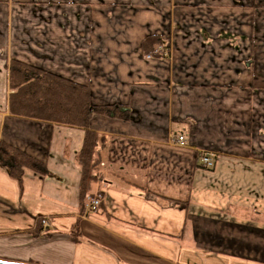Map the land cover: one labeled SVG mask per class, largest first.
Here are the masks:
<instances>
[{
    "label": "crops",
    "instance_id": "crops-1",
    "mask_svg": "<svg viewBox=\"0 0 264 264\" xmlns=\"http://www.w3.org/2000/svg\"><path fill=\"white\" fill-rule=\"evenodd\" d=\"M152 35L168 57H146ZM11 60L128 110L89 119L83 201L84 131L11 116ZM0 143L43 165L18 180L0 163L2 260L264 264V0H2Z\"/></svg>",
    "mask_w": 264,
    "mask_h": 264
},
{
    "label": "trees",
    "instance_id": "trees-1",
    "mask_svg": "<svg viewBox=\"0 0 264 264\" xmlns=\"http://www.w3.org/2000/svg\"><path fill=\"white\" fill-rule=\"evenodd\" d=\"M159 46L160 39L154 35L147 36L142 42L145 54L153 53ZM8 75L11 116L84 131L82 147L76 155L81 169L79 195L83 201L89 184L98 180L92 172L100 164L99 159H93L97 136L88 129L89 119L96 114L127 120L128 110L123 111L118 105L93 106L89 102L88 87L18 60L9 62ZM0 163L18 180L24 169L43 168L34 158L4 143H0ZM79 236L74 231L72 240L78 242Z\"/></svg>",
    "mask_w": 264,
    "mask_h": 264
},
{
    "label": "built area",
    "instance_id": "built-area-1",
    "mask_svg": "<svg viewBox=\"0 0 264 264\" xmlns=\"http://www.w3.org/2000/svg\"><path fill=\"white\" fill-rule=\"evenodd\" d=\"M153 55H157V57L166 58V57H168V52L166 51V49L161 51L160 47H158L153 52ZM153 55H149L148 58H151ZM173 142L175 145H177L179 147H185L186 146L184 138L181 136L176 137L173 140ZM199 163L206 170H212L214 168V161L211 160L207 154H201L199 156ZM99 206H100V198L99 197H95V198L90 199L89 209L91 212L97 211ZM41 225H43V226L46 225V220H42Z\"/></svg>",
    "mask_w": 264,
    "mask_h": 264
},
{
    "label": "water",
    "instance_id": "water-1",
    "mask_svg": "<svg viewBox=\"0 0 264 264\" xmlns=\"http://www.w3.org/2000/svg\"><path fill=\"white\" fill-rule=\"evenodd\" d=\"M0 264H24V263H19V262H6V261L0 260Z\"/></svg>",
    "mask_w": 264,
    "mask_h": 264
},
{
    "label": "rangeland",
    "instance_id": "rangeland-1",
    "mask_svg": "<svg viewBox=\"0 0 264 264\" xmlns=\"http://www.w3.org/2000/svg\"><path fill=\"white\" fill-rule=\"evenodd\" d=\"M161 49V51H163L164 50V48H160ZM166 49V48H165ZM167 51V50H166ZM168 52V51H167ZM149 55H153V53H150V54H146V57L148 58V56ZM153 57H157V55H153L151 58H153ZM0 260H2V259H0ZM2 261H5V260H2ZM6 262H9V261H6Z\"/></svg>",
    "mask_w": 264,
    "mask_h": 264
}]
</instances>
